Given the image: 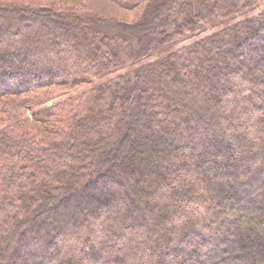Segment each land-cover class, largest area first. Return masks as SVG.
<instances>
[{"label":"trees","instance_id":"16d2710c","mask_svg":"<svg viewBox=\"0 0 264 264\" xmlns=\"http://www.w3.org/2000/svg\"><path fill=\"white\" fill-rule=\"evenodd\" d=\"M115 1L145 6L138 30L0 0V120L61 118L54 141L0 127V264H264L263 0Z\"/></svg>","mask_w":264,"mask_h":264},{"label":"rangeland","instance_id":"374dc122","mask_svg":"<svg viewBox=\"0 0 264 264\" xmlns=\"http://www.w3.org/2000/svg\"><path fill=\"white\" fill-rule=\"evenodd\" d=\"M42 1V0H41ZM55 1V0H53ZM59 1L60 3H65L69 4L72 7L77 8L78 10H88L93 13H95L97 16H101L103 18H106L109 20L112 24V27L110 28L111 32H116L119 28H125L127 31H134L138 30L141 27V17L144 14L146 8L145 6L139 4L137 6H132V7H124L121 6L120 3H118L115 0H56ZM163 2L165 0H162ZM43 2H47V0H43ZM193 3L194 8L199 9V1L198 0H191ZM264 10V0L259 4V8L256 11V13H253L252 15L256 16L260 14ZM251 15V16H252ZM236 22L245 20L247 17H240ZM235 23V22H234ZM229 24H225L224 27L228 26ZM218 30L210 29L204 32H200L198 34L189 36V38H185L183 42L181 43H173L170 44V41L165 44V46L161 49H158V51L154 54V57L152 59H157L165 52H171L175 51L178 49H188L193 46L194 43H196L199 39L210 35ZM184 39V38H183ZM134 40V39H133ZM137 41L135 40L134 45H137ZM257 53L259 51H256ZM254 52V53H256ZM129 69H125L121 72V74H127L129 73ZM113 76H108L107 78H112ZM103 81L95 79L94 84H101ZM91 85L87 83L80 84L79 86H69L68 85H63V86H56L50 89V91L43 90L39 94L40 97L44 98L43 100H50L49 104L47 106H51L52 104L58 105L61 103L63 105L62 108H65L64 104L69 103V98L74 97L80 93H83L85 91H88ZM32 98V97H31ZM30 98V99H31ZM15 103H18V100L16 101L15 98H12ZM27 103V101L25 102ZM59 104L58 106L60 107ZM67 106V105H66ZM16 106H12L11 109L7 108L3 113H2V120H0V127H4L5 125H10L12 123H22L25 122V128L27 136H32L34 137L37 141H49V140H58V131L57 127L60 125L58 123L60 116L58 114H55L54 116L50 118H45L44 120L40 119L39 121H35V117L33 114V111L25 105L23 108H15ZM57 108L56 110L60 109ZM66 115V111L64 109V112H62V116ZM57 122V123H56ZM53 125H55L56 129H54ZM60 127V126H59ZM29 133V134H28ZM105 167H108V163H104ZM140 204H141V211L145 213L148 210L149 204H145V200L147 197L141 195L140 198ZM155 208V207H154ZM150 221V219H148ZM155 224V223H154ZM154 225L150 223L148 225V228H154ZM252 255V253H251ZM173 257V256H172ZM170 257V258H172ZM181 260V259H180Z\"/></svg>","mask_w":264,"mask_h":264}]
</instances>
